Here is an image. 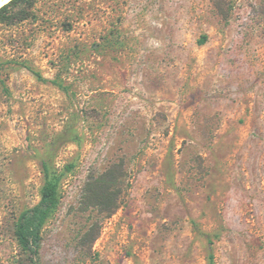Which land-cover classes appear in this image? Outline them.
Masks as SVG:
<instances>
[{
  "label": "rangeland",
  "instance_id": "obj_1",
  "mask_svg": "<svg viewBox=\"0 0 264 264\" xmlns=\"http://www.w3.org/2000/svg\"><path fill=\"white\" fill-rule=\"evenodd\" d=\"M37 38L39 77L0 74V264H32L45 160L40 264H264V0H96Z\"/></svg>",
  "mask_w": 264,
  "mask_h": 264
},
{
  "label": "trees",
  "instance_id": "obj_2",
  "mask_svg": "<svg viewBox=\"0 0 264 264\" xmlns=\"http://www.w3.org/2000/svg\"><path fill=\"white\" fill-rule=\"evenodd\" d=\"M96 0H12L0 8V27L14 30L23 25H34L30 32L11 35L0 49V74L2 65L12 69L18 66L31 70L27 52L38 36L51 31L73 32L94 11ZM47 7L45 13L40 8ZM48 160L42 162L44 184L40 202L32 209L21 213L15 228V236L21 249L31 257L32 264L38 261L43 241L42 233L47 223L55 216L62 201L63 173Z\"/></svg>",
  "mask_w": 264,
  "mask_h": 264
},
{
  "label": "bare ground",
  "instance_id": "obj_3",
  "mask_svg": "<svg viewBox=\"0 0 264 264\" xmlns=\"http://www.w3.org/2000/svg\"><path fill=\"white\" fill-rule=\"evenodd\" d=\"M10 1H12V0H0V8H2L4 5L9 3Z\"/></svg>",
  "mask_w": 264,
  "mask_h": 264
}]
</instances>
